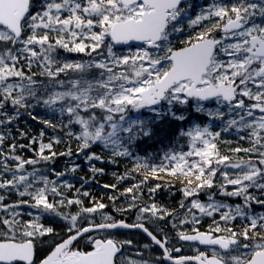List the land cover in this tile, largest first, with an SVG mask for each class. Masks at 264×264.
I'll return each instance as SVG.
<instances>
[{"label": "snow or ice", "instance_id": "snow-or-ice-1", "mask_svg": "<svg viewBox=\"0 0 264 264\" xmlns=\"http://www.w3.org/2000/svg\"><path fill=\"white\" fill-rule=\"evenodd\" d=\"M182 3L183 0H47L40 11L33 12V0H0V117L6 118H0V125L11 123L14 118L4 111L8 105L18 116L20 109L27 110L42 104L54 113L67 115L68 125L80 126L78 134L68 132L79 142L77 152L101 144L111 151L113 157H131V144L141 136L154 135V125L158 121L166 117L173 121L187 119L186 109L173 110L174 106H187L194 100L197 102L195 111L200 113L205 111L201 102L215 100L217 104H227L229 113L236 112L226 122L225 131L232 127L251 129L250 135L255 137L252 147H237L231 151L258 152L264 157V151H261L264 149V136L260 135L264 132V115L258 119L254 116L255 110L264 113V25L254 22L257 15L264 18V0L260 3L236 0L232 4H211L188 21L190 26L201 25L202 30L184 40V46L175 48L171 36L183 32L181 17L187 13ZM215 32L222 33L221 37L217 38ZM117 45H129L135 50L121 52ZM57 48L69 53H83L92 59L88 62L61 61L53 55ZM33 65L40 71L34 72ZM94 69L98 70V77L87 79V74ZM69 73L78 76L69 79L65 87V81L58 78ZM38 76L55 81L64 90L49 91L47 86L38 88L41 83L36 79ZM244 98L253 103L246 104ZM161 102L166 103L167 111L153 107ZM143 108L151 109L155 116L149 121L128 117L130 110L138 112ZM208 115L219 119L224 117L220 111H209ZM43 123L57 127L51 120ZM180 135L189 138L191 150L166 153L163 159L167 164L136 163L132 172L140 171L143 179L126 188L122 195L134 191L139 193L141 185L147 184L149 179H159L158 173H165L185 184V197H195L201 190L214 186V178L219 171L223 182L218 187L224 195L242 196L244 207L236 205L233 209L228 206L227 211L220 212L225 205L216 202L211 195L208 204L193 199L190 207L186 208L191 220L186 217L180 221L181 225L200 224L194 209L209 217L220 212L223 225L214 220L208 231L201 232L198 227H193L191 234L179 231L178 238L219 246L228 254L227 259L215 251L211 257L204 252L195 256L173 257L172 251L180 252V249H170L167 237L157 238L140 222L143 214L158 219L172 215L155 203L138 209L141 215L137 216V223L129 224L111 216L104 217L105 222L87 220L85 214L96 213L106 205L93 199L92 207H83L81 199L68 198L60 190L62 186L71 189V184H57L46 176L37 177L34 169L19 175L13 172L12 179L0 180V188H11L20 197H30L5 205V197L0 195V209L5 213L12 210L0 217V264H37V243L40 238L54 234L52 227L40 222V215L30 220L20 219L22 214L16 209L21 205L39 209L41 214L61 215L69 222L67 238L53 243L38 264H148L147 260L136 261L124 256V248L132 245L131 240L91 236L93 232L117 228L141 229L163 249L165 257L173 264H264V214L249 215L245 211L252 202L264 205V199H258L249 192L253 187L264 192V182H261L264 181V158L257 163L251 159L229 163L231 157L221 154L218 148L220 132L213 133L208 127L196 126L181 131ZM40 136L43 137V132ZM4 140L5 135L0 134V145ZM31 143L39 144L38 159L12 156L17 161V171L24 169L25 165L51 161L57 155L73 154L71 147L60 153L54 150V145L61 143L58 137L48 143L33 138ZM10 147L14 150L17 146L12 144ZM6 159L4 172L10 171ZM86 159L89 162L100 161L102 156L93 152L86 154ZM112 162L115 163V159ZM221 166L240 171L230 175L227 170L221 171ZM77 167L74 165L71 171L75 172ZM92 171L103 173L102 168L92 167ZM55 175L59 177L65 173ZM129 176L130 173H126L118 180ZM38 183L42 186L36 187ZM229 185L233 186L232 191L227 190ZM103 187L115 189L116 185L105 184ZM159 187L160 184H156L149 191L155 192ZM77 193L90 196L87 191L80 193L77 190ZM56 197L60 198L57 200ZM138 198V195H132L133 203L118 211L136 207L134 201ZM109 199L115 202L118 197ZM73 204L81 205L75 215L58 211ZM180 207L185 208V205L181 203ZM82 216L87 220L86 224L80 223ZM237 217L248 220L242 230L228 226ZM86 234L90 248H81L78 242ZM241 239L257 242L250 245L241 243ZM240 248L247 249V253L231 255Z\"/></svg>", "mask_w": 264, "mask_h": 264}, {"label": "rangeland", "instance_id": "rangeland-1", "mask_svg": "<svg viewBox=\"0 0 264 264\" xmlns=\"http://www.w3.org/2000/svg\"><path fill=\"white\" fill-rule=\"evenodd\" d=\"M46 2H47V0H33V6H35L34 7V12L41 10L42 9V5L44 3H46ZM220 2L227 3V4H232V3H235L236 0H232V1L231 0H189L184 5H182V7L187 10L186 15L181 17V26L183 27V32L173 33L172 34V36H171L172 46L175 47L176 45H183L182 42L184 40H187L188 37L190 38V37L195 36L196 33L201 31L202 30V26L201 25L190 26L189 22H188L189 19H194L201 12L205 11L207 9V7L210 6L211 4L220 3ZM253 2L260 3L261 0H253ZM205 4H207V5H205ZM254 22L256 24H258V25H264V18H262L261 16L257 15L256 17H254ZM204 24L206 25L207 22H204ZM214 35L217 38H220L222 33L215 32ZM117 49L119 51H121V52L127 53L129 50H135V47H133L131 49H119V48H117ZM61 51H64V52L62 53ZM53 55H55V57L59 58V60H61V61H64V59H66L67 61H74L75 60V61H79V62H88V61H90L92 59V57H89L86 54H83V53H69V52L65 51L64 49H62V48H57L56 52ZM93 55L95 56V54H93ZM223 58L227 59V57H223ZM98 75H99L98 70L94 69V70H91L87 74L86 78L89 79V80H92L94 78H97ZM61 76L62 77H66V78H69L71 76L70 79H75V78H77L78 75L75 74V73H69L67 75L61 74ZM36 79H37V77H36ZM38 80L41 82L39 85H37L38 88H43L44 86H47L49 91H62V90H64L63 88H60L56 84L50 86V85L46 84L44 80H42V79H38ZM67 81H65V87H67ZM253 90H255V89H253ZM244 99H245V103L246 104L253 103V101L248 100V98H244ZM196 103H197L196 101H190L189 105H187V106H184V105L174 106L173 110H176V108L183 109L182 107H185V109L187 110L188 107L191 106V107H193V110L195 111ZM201 103H203V102H201ZM203 105H204L205 111L204 112H200V114H203V115L207 116V118H208L207 119V123L206 124L195 123L188 130H191L192 128H194L196 126H199L201 128L208 127L209 130L211 132H213V133L220 132L219 143L221 142L222 144H224L226 142L224 140H226L227 136L232 132L233 128H235L236 130H239V131L248 130V133L250 134L251 129H242V130H240V129H237L236 127H232L229 130H227V131L224 130V128L226 126V122L229 119H231L233 116L236 115L235 111L232 112V113H229L227 104H223V103L222 104H217V102L215 101L214 103H211V104H204L203 103ZM167 107L168 106L166 105V103L162 102L160 105H158V106H156L154 108L158 109L160 111H167ZM23 110H25V109H20L19 110V115L18 116L16 115V112L12 108L11 105H8L6 107V109L4 110L9 115L13 116L14 118L12 119L11 123H5L3 125H0V134H4L5 135L4 143L2 145H0V151H2V153H3L2 155H0V180H10V179H12L13 172H16V174L19 175V174H23L25 172H32L35 169L37 171V177L46 176V177H48L49 180L55 181L57 184H61L62 182L64 184H71L72 185V187H71L72 189H69L66 186H62L60 190L68 198H77L79 196V194L77 193V190H79L80 193H82V188L85 185V182H81L80 181V186L81 187H75L73 185V183H72V180L74 178H76V176H75L74 172L71 171V169H72V167L74 165H77V161H79L77 156H75V158H73V159H69L67 161V163H64L63 165L59 164L58 167L52 168L51 170H44L42 168H33V167H31L30 164L29 165H25L24 169H22V170H19V171L16 170L17 161L12 159L11 157L12 156H20L23 159H27V158L23 157V154L20 151H18L20 148H22L21 145L18 148H15L14 150L11 149V147H10L12 144H15V142L13 141V138L15 137V132L19 133V125H17L14 122V120L16 118L21 117L22 115L26 114V111H23ZM209 111H211V112L220 111V112L224 113V117H223V119L210 117L208 115ZM236 111H239V110H236ZM28 112H31L33 115H35L36 113H42L43 114V113H48V112H53V111L51 109H49L48 107L40 104L39 106L35 105L34 107H30L29 109H27V115H28ZM127 115L131 119H136V118L139 117V118L144 119L145 121H149L155 116V113L149 108H143V109H140L138 112L136 110H130V112ZM261 115H264V113L259 112V110H255L254 116H255L256 119H258ZM0 118L6 119L5 117H0ZM248 119L251 120L252 117H248ZM42 121H44V120L42 119ZM5 125H8L9 127L6 128ZM50 129H52V127H50V126H48L46 124H44L41 127V131H43V132H49ZM69 129H70V131H73V130H76V127L75 126L74 127H70ZM79 131H80V129H79ZM79 131H78V133H79ZM43 134H45V133H43ZM260 135L264 136V132H261ZM49 137L52 140V139L56 138L57 136L56 135H50ZM132 144H134V142ZM185 147H186L187 151L191 150L190 149V140L186 136H185ZM187 151H185V152H187ZM262 151H264V149H262ZM220 152H221V154H223L221 150H220ZM34 154L36 155L37 153H34ZM262 158H264V157H260L259 159H262ZM5 159H6L7 165L9 167V169H10V171H8V172H4L3 171V164L5 162ZM239 161H240V159L237 160L235 158L233 160L231 159L229 161V163H235V162H239ZM251 161L253 163H257L256 160H251ZM223 170H227L230 175L236 174V173H238L240 171V169H233V168H230V167L225 169L224 166H221V171H223ZM59 172H64L65 175L57 177L55 175V173H59ZM215 178H217V182H216L217 187L216 188H218L220 194H223L221 189L218 187V185L223 182V178L220 175L219 171L217 172V176ZM30 179H34V178L30 177ZM261 182H264V181H261ZM35 186L36 187H40L42 185L38 183ZM77 188H79V189H77ZM256 189L257 188H255V187L250 188L249 189V190H251L250 193L253 196L257 197L258 199H264V196H259V195L256 196ZM21 190H23L22 187H21ZM227 190L228 191H232L233 190V186L229 185ZM209 192L208 193H203L201 195L199 194L198 196H195V197H184L182 199L181 203H183L185 205V208H181L180 207L179 211L171 212L172 213L171 216H167L166 215V216H164L163 219H158L157 217L151 216L150 214H143L144 218L140 222H142L145 225H147L153 232H155L159 236H161L164 233H167V235H172V236L176 237V236H178V232L179 231H184L185 233H191L193 227H198L200 231H208L209 230V226L213 224L214 220L215 221H220V212L227 211L228 210V206H230L233 209L235 208L236 205H241L242 207H244V201H242V199L238 200L239 197L243 198L242 196H230V197H232L234 199V201L226 202L223 199L217 198L216 197V193L214 191H212V192L209 191ZM0 195H3L5 197V199L3 201V204H5V205L16 204L21 199H24V200L30 199V197H28V196L20 197L18 195V193L14 189H11V188H0ZM210 195L213 196V198H214V200L216 202L225 205V207L221 208L220 212L214 213V215L211 216V217H209L207 215H202V214L199 213L198 210L194 209L193 211L196 213L197 217L201 221L200 224L192 225L191 223H185V224L181 225L180 221L184 220L186 217L189 220H191V216H189L187 214V212H186V208L190 207L191 200L198 199L200 202H202L204 204H208V203L211 202L209 200V196ZM225 196H227V195H225ZM59 198L60 197H56L57 200ZM49 199L51 200L52 197L49 196ZM124 203H125V201H120L119 203H116L115 204V208L127 209L129 204L133 203V201L131 200L126 206H122ZM134 203H135L136 207L131 208L129 210L132 211L133 215H134L132 223H137V216L141 215V213L139 212L138 209L140 207H143L145 205H151L153 203H148L147 202L146 204H144L142 206H139V204L136 203V201H134ZM158 207H160V206H158ZM259 207L262 210V208H264V205H260L259 204ZM160 208H162V207H160ZM78 209H79L78 205L73 204L71 206L61 207V208L58 209V211L62 212V213H65V214L70 213V214L75 215V214H77ZM118 209H116V211L117 212H121V211H118ZM103 210L104 209L99 210L98 212L93 213V214H85V215H87V220H94L95 222H105L104 221V217H106V215H105V213H103ZM11 211L12 210L9 209L8 213H5L2 209H0V217H3L5 215L10 214ZM16 211L22 214L19 217L22 220L34 219L37 215H40L41 216V221L40 222L43 223L46 227H52L55 230L54 234L46 235V236L40 238V240H39L40 244L39 245L42 248L43 247L44 248H46V247L49 248V247H51L53 245V243L58 242L59 240H61L63 238H67V227H68V223L69 222L67 220H65L63 218V216L57 215L55 213H43V214H41L39 209L31 208L28 205H21L19 208L16 209ZM245 211H247L249 213V215H252L251 214L252 213V207H250V208H246L245 207ZM262 212L263 211H261V213ZM29 213H32V215L29 216ZM255 215L258 216L259 213L257 212ZM111 217H113L115 220H117V218L115 216H111ZM87 220H82V221H80V223L86 224ZM220 222L223 225V221H220ZM231 222L232 221L229 222V225H231ZM174 225H175V227H174ZM121 235L122 234H116V235L113 234L112 235V234L103 233V234H97V235H92V236L94 238H96V237H105V236H108L109 238H114V236H116L115 239L117 238V240H119V237ZM224 235H227V234L224 233ZM129 236H131L132 238L134 237L133 239L137 242V245L139 244L138 246L140 247V251H142L144 253V257H142V258L136 257L135 255H133L131 253V251L127 248V246H125L127 248V249L124 248V256L126 258H129V259H132V260H136V261H140L142 259L143 260H147L148 264H164L163 262L157 261V257H158L157 252L151 247V244H149L141 235L132 234V235H129ZM256 242L257 241H254V240L243 241L241 239V243H249L250 245L255 244ZM82 245H84L83 242H81L79 244V246L81 248L83 247ZM145 245H147V248H145ZM247 251H248L247 249L240 248V249H238V250H236L234 252H231V255L246 254ZM125 252H126V254H125ZM211 252H213V250ZM217 253H219L221 255H224L225 259H227V255H228L227 253L224 254L221 251H217Z\"/></svg>", "mask_w": 264, "mask_h": 264}, {"label": "trees", "instance_id": "trees-1", "mask_svg": "<svg viewBox=\"0 0 264 264\" xmlns=\"http://www.w3.org/2000/svg\"><path fill=\"white\" fill-rule=\"evenodd\" d=\"M34 7L32 8L33 12ZM181 46L183 45H176L175 48H179ZM32 70L34 72L40 71L36 65H33ZM38 77L37 79H42L44 81L46 80L45 83L50 86L56 84L55 81H49L47 77ZM70 78L71 76L69 78L60 76L58 79L67 81ZM182 108L185 109V107ZM23 111H26V114L14 120V122L19 125V133L15 132V137L13 138V141L17 146L16 148H18L20 145H23V147L18 150L23 154V157L27 159H38L37 154L35 155L34 153L39 151V144H33L31 141L33 138H36L38 141L42 139L44 143H48L51 140L49 135H56L61 140V143L54 145V150L57 153L65 151L67 147H71L73 152L71 156L57 155L51 161H41L36 165H31V167L51 170L52 168L58 167L59 164L63 165L64 162L67 163L69 159H73L75 156H77L79 159V161H77L78 167L74 172L76 178L72 180V183L75 187H81L80 181L85 182L82 192L87 191L90 193L89 197L82 195L77 197L83 201V207H92V201L94 199L95 201L102 202L106 205L103 210V213H105L106 216L115 215L117 220H126L127 222H132L134 218L133 212L130 210L117 212L115 209L118 208H115V204L119 203L120 201H125L122 206H126L132 200V195H138L139 198L136 200V203H138L139 206H142L148 202L155 203L157 206H160L169 212H177L180 210L181 201L185 197V184L181 180L171 177L165 173H158V176L160 177L159 179H149L147 184L141 185L139 193L135 191L132 194L126 195H122V193H124L126 188L132 187L134 184L143 179L140 171L132 172V169L135 167L136 163L146 162L153 166L160 165L161 163L167 164V161L163 159L166 153H169L171 150L176 151L177 153L180 151H187L185 147V136H181L180 132L188 130L195 123L206 124L208 119L207 116L195 112L193 107L189 106L185 111L184 114L187 116L185 121H173L171 117H166L164 120L158 121L154 125V135L150 137L141 136L136 139L137 142L134 141V144L130 146V150L133 153L131 157H113L111 151L104 148L101 144H94L91 148L85 149L84 152H77V146L79 142L74 138V136L70 137L68 132L70 131V127L75 126L76 130L71 132L78 134L80 126L76 124L68 125L67 115H61L54 112L43 114L36 113L35 115L31 113V115H27V110ZM33 117L36 118L33 119ZM42 119L51 120L57 125V127H52L49 132L41 131V127L44 125ZM5 127L8 128L9 126L5 125ZM41 132L45 133L43 134V137L40 136ZM22 133L24 134L22 135L23 137L21 136ZM254 140L255 138L248 133V130L239 131L233 128L232 132L227 136L226 140H224L226 142L224 144L220 142L218 144V148L223 154L229 155L232 160L235 158L237 160L243 159L245 161L251 159L258 162L259 158L261 157L258 152L246 153L241 151L239 153H235L231 151V149L237 147L242 149L250 148L253 146ZM93 152L101 155L102 160H92L89 162L86 159V154ZM47 154L48 153L45 152V155ZM113 159H115V163L112 162ZM92 167L97 169L102 168L103 173L93 172ZM126 173H130V176L127 179L118 180V177L124 176ZM216 182L217 178H214V186L212 188H205L201 190L199 194L201 195L203 193H208L209 191H214L217 198L223 199L226 202L234 201L232 197L220 194L218 188H216ZM105 184H115L116 188H105L103 187ZM156 184H160V187L157 188L155 192H150L149 189L153 188ZM249 192H251V190H249ZM258 195L264 196V192L257 188L256 196ZM109 197H118V199L113 202L111 199H109ZM241 199L244 201V198H238V200ZM251 207L252 215H255L257 212L259 215L264 214V208L261 210L259 204L252 202ZM78 208L79 212L81 205H78ZM261 211L263 212L261 213ZM115 212L118 213L119 216ZM82 220L85 219L81 217L80 221ZM247 224V219L237 217L235 220H232L231 225H228L234 229L242 230ZM262 235H264V233H262Z\"/></svg>", "mask_w": 264, "mask_h": 264}, {"label": "flooded vegetation", "instance_id": "flooded-vegetation-1", "mask_svg": "<svg viewBox=\"0 0 264 264\" xmlns=\"http://www.w3.org/2000/svg\"><path fill=\"white\" fill-rule=\"evenodd\" d=\"M131 234H137V232H130ZM92 236V235H91ZM164 237H167V239H168V246L170 247V249H175V248H179L180 249V252H175V251H172V256L173 257H177V256H195V255H197L198 254V252H204V253H206L209 257L213 254V252H211L212 250L213 251H220V249L219 248H203V247H201L199 244H197V243H185V242H183L182 240H180L179 238H178V236H176V237H174V236H172V235H167V234H163L162 236H161V238H164ZM96 238H103V237H96ZM123 238L125 239V240H131L132 242H133V244L131 245V246H127L128 247V249L130 250V251H132L131 253L133 254H135V256L136 257H139V258H142V257H144V253L142 252V251H140V247L137 245V242L132 238V237H130V236H120L119 237V240H121V241H124L123 240ZM129 238V239H128ZM144 238V237H143ZM133 239V240H132ZM149 244H151L149 241H148V239L147 238H144ZM169 239H170V241H169ZM60 241V240H59ZM58 241V242H59ZM81 242H83L84 243V245H82L83 247L82 248H90V244H88L87 243V238H83V239H81L78 243L80 244ZM134 242H136V244L134 243ZM40 243L38 242L37 243V254H36V261H37V264H38V262H39V260L40 259H42L48 252H49V250L51 249V247H49V248H42L40 245H39ZM40 247V248H39ZM134 247V248H133ZM151 247L157 252V255H158V257H157V261H159V262H163V263H165L166 264V262H165V256H164V253H163V251L161 250V248H159L158 246H154V245H152L151 244ZM133 248V249H132ZM137 249V250H136ZM41 251V252H40ZM134 251V252H133ZM160 251V252H159ZM187 253V254H186ZM133 254V255H134ZM170 262H172V261H170ZM193 264H195V262H193Z\"/></svg>", "mask_w": 264, "mask_h": 264}, {"label": "water", "instance_id": "water-1", "mask_svg": "<svg viewBox=\"0 0 264 264\" xmlns=\"http://www.w3.org/2000/svg\"><path fill=\"white\" fill-rule=\"evenodd\" d=\"M184 1H186V0H183V2ZM135 43H137V42H134V44ZM117 47H119V48H130V46L129 45H117ZM214 100H211V101H204V102H206V103H211V102H213ZM146 227V226H145ZM131 230H135V231H140L142 234H144L146 237H148L147 236V234L146 233H144L141 229H138V228H117V229H110V230H107V231H131ZM150 231V230H149ZM101 232H104V231H101ZM93 233H96V232H93ZM92 234V233H91ZM86 236H87V234H86ZM149 238V240L151 241V242H153L152 240H151V238L150 237H148ZM158 238V237H157ZM82 239V238H81ZM185 242H192V243H199V242H196V241H185ZM154 243V242H153ZM155 244V243H154ZM200 244V243H199ZM202 247H217V248H219V246H212V245H204V244H200ZM162 249V248H161ZM222 250V249H221ZM162 251H163V249H162ZM223 252H224V250H222ZM225 253V252H224ZM166 258V257H165ZM166 260H167V262H169L170 263V261L166 258Z\"/></svg>", "mask_w": 264, "mask_h": 264}, {"label": "bare ground", "instance_id": "bare-ground-1", "mask_svg": "<svg viewBox=\"0 0 264 264\" xmlns=\"http://www.w3.org/2000/svg\"><path fill=\"white\" fill-rule=\"evenodd\" d=\"M232 1V0H231ZM234 2V1H233ZM227 4V3H226ZM205 5H207V4H205ZM204 5V6H205ZM40 11V10H39ZM193 12V11H192ZM192 35V34H191ZM188 39H189V37H188ZM60 52V51H59ZM62 53L64 52V51H61ZM66 54V53H65ZM56 55V54H55ZM54 55V56H55ZM65 57V56H64ZM73 59V58H72ZM64 60H66V59H64ZM69 60V59H68ZM75 61V60H74ZM38 68V67H37ZM36 70V69H35ZM39 78V77H38ZM75 78V77H74ZM46 81V80H45ZM39 106V105H38ZM10 109V108H9ZM35 109V108H34ZM33 109V110H34ZM39 109V108H38ZM42 114V113H41ZM45 115V114H44ZM41 116V115H40ZM40 118V117H39ZM38 120V119H37ZM39 121V120H38ZM41 122V121H40ZM42 123V122H41ZM53 131H55V130H53ZM57 132V131H56ZM50 136V135H49ZM45 141V140H44ZM136 141V140H135ZM75 142V141H74ZM137 142V141H136ZM62 145H64V144H62ZM133 145V144H132ZM33 148V147H32ZM137 148H138V146H137ZM139 149V148H138ZM24 150V149H23ZM137 151H139V150H137ZM28 153V152H27ZM65 163V162H64ZM72 189V188H71ZM76 190V189H75ZM118 207V206H117ZM116 210V209H115ZM116 213V212H115ZM117 215H118V213H116ZM115 216V215H114ZM119 216V215H118ZM119 219V218H118ZM51 224V223H50ZM61 232V231H60ZM113 235V234H112ZM116 235V234H115ZM116 236H114V238H115ZM128 237V236H127ZM131 237V236H130ZM134 238V237H133ZM136 238V237H135ZM117 239V238H116ZM129 239V238H128ZM123 240H125L124 238H123ZM133 240V239H132ZM169 241H170V239H169ZM135 244H136V242H134ZM139 243V242H138ZM133 244V243H132ZM139 245V244H138ZM156 247V246H155ZM40 248V247H39ZM126 248V247H125ZM128 248V247H127ZM126 248V249H127ZM134 248V247H133ZM132 248V249H133ZM157 248V247H156ZM137 250V249H136ZM41 252V251H40ZM129 252V251H128ZM132 252V251H131ZM134 252V251H133ZM160 252V251H159ZM125 254H126V252H125ZM134 254V253H133ZM187 254V253H186ZM130 255V254H129ZM135 255V254H134ZM128 256V255H127ZM133 256V255H132ZM187 256V255H186ZM193 256V255H192ZM155 259V258H154ZM157 262V261H156ZM165 264V263H164ZM167 264V263H166Z\"/></svg>", "mask_w": 264, "mask_h": 264}]
</instances>
